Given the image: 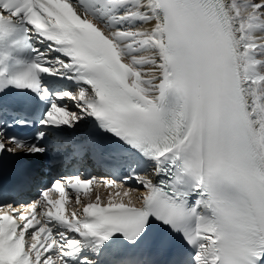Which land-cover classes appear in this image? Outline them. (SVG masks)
<instances>
[{
    "label": "snow or ice",
    "instance_id": "snow-or-ice-1",
    "mask_svg": "<svg viewBox=\"0 0 264 264\" xmlns=\"http://www.w3.org/2000/svg\"><path fill=\"white\" fill-rule=\"evenodd\" d=\"M70 148L127 168L140 206L66 214L78 175L9 202ZM0 264H264V0H0Z\"/></svg>",
    "mask_w": 264,
    "mask_h": 264
}]
</instances>
